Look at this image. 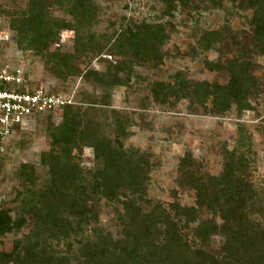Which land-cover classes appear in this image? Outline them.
<instances>
[{"label": "trees", "instance_id": "16d2710c", "mask_svg": "<svg viewBox=\"0 0 264 264\" xmlns=\"http://www.w3.org/2000/svg\"><path fill=\"white\" fill-rule=\"evenodd\" d=\"M93 1L27 0L24 9L11 13L19 16L18 26L11 27L16 32V47L39 56L47 50L48 42L58 40L63 28L72 27L75 52L92 50L95 41L85 29L96 13ZM159 1L165 16L189 2ZM236 1L239 8L252 11L251 47L245 53L264 54V0ZM53 8L63 9L72 25L52 17ZM0 14L10 12L0 9ZM218 38L216 31L205 32L199 45L207 51ZM166 39L162 24L143 21L121 29L112 49L137 62L158 64ZM45 57L46 65L51 64L49 68L58 78L65 80L75 74L73 55L58 52ZM206 67L228 72L229 80L226 84L194 83L178 72L172 83L151 86L153 101L165 105L171 98L189 100L216 115L224 114L233 104L239 112L249 110L251 97L258 95L250 61L241 57L225 63L207 62ZM113 68L110 76L97 71L85 76L109 90L126 85L117 74L130 71L129 65ZM70 110V106L63 108L62 122L50 132V149L41 155L47 181L37 188L34 169L21 165L17 176L30 187L17 194L14 218L0 208V236L18 233L30 225L11 251L0 250V264H264V189L254 183L249 147L245 149L239 142L241 145L229 151L218 176H197L191 170V157H183L178 167L183 177L179 186L194 192L196 206L177 202L151 205L146 198L147 156L115 148L94 130L83 128ZM118 129L125 135L120 125ZM84 147L92 150L95 162L87 171L75 160ZM94 198L120 206L115 237L97 225ZM214 238L220 241L217 249L212 247ZM52 242H63L66 249L58 250Z\"/></svg>", "mask_w": 264, "mask_h": 264}, {"label": "rangeland", "instance_id": "374dc122", "mask_svg": "<svg viewBox=\"0 0 264 264\" xmlns=\"http://www.w3.org/2000/svg\"><path fill=\"white\" fill-rule=\"evenodd\" d=\"M26 2L0 0V9L10 12L0 14V69L22 70L29 90L55 96L64 105L27 117L2 141L0 208L11 217H15L19 205L17 194L30 187L17 176L21 165L34 169L37 188L48 179L41 155L50 149V132L62 122L66 106H70L72 115L78 116L83 128L94 130L115 148L132 149L147 156L150 170L146 198L151 205L177 202L185 207L196 206L194 192L179 186L183 179L178 168L180 160L190 156L191 170L199 177L218 176L227 153L239 142L245 149L249 147L254 183L264 189V54L245 53L251 47L252 11L239 8L236 0H189L186 7L178 6L171 16H165L159 0H94L96 13L85 29L94 38L92 50L75 52L72 27H65L57 41L48 42L47 50L35 56L33 51L16 47V32L11 28L18 26L19 21V16L11 13L24 9ZM50 12L55 19L72 25L71 17L63 9L53 8ZM143 21L162 24L167 33L158 64L137 62L113 53L112 43L121 29ZM212 31L218 33V42L204 51L199 40L205 32ZM58 52L74 56L72 65L76 72L65 80L53 73L51 64L46 65L45 56ZM241 57L250 61L258 82V95L251 97L249 110L239 112L233 104L224 114L216 115L189 100L171 98L165 105L153 101L151 86L157 82L172 83L178 72L194 83L226 84L228 72L210 70L206 63H225ZM122 63L129 65L130 71L119 72L117 76L125 79L126 85L109 90L91 76H85L91 71L110 76L113 67ZM73 154L77 155V151ZM75 160L84 171L95 165L90 148L84 147ZM93 203L97 206V225L115 237L119 232L116 210L120 206L96 198ZM29 228L30 225L18 233L0 236V250L11 251L14 242ZM219 243L214 238L212 247L217 249ZM52 244L58 250L66 249L63 242Z\"/></svg>", "mask_w": 264, "mask_h": 264}, {"label": "built area", "instance_id": "2783aa9c", "mask_svg": "<svg viewBox=\"0 0 264 264\" xmlns=\"http://www.w3.org/2000/svg\"><path fill=\"white\" fill-rule=\"evenodd\" d=\"M63 105L55 96L29 90L22 70L0 69V153L4 152L3 139L18 129L24 119Z\"/></svg>", "mask_w": 264, "mask_h": 264}]
</instances>
